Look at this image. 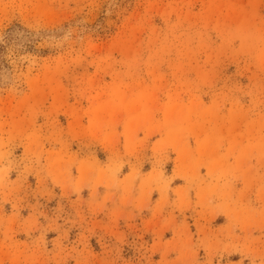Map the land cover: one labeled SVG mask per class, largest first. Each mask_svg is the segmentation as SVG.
Instances as JSON below:
<instances>
[{
    "label": "rangeland",
    "instance_id": "374dc122",
    "mask_svg": "<svg viewBox=\"0 0 264 264\" xmlns=\"http://www.w3.org/2000/svg\"><path fill=\"white\" fill-rule=\"evenodd\" d=\"M0 264H264V0H0Z\"/></svg>",
    "mask_w": 264,
    "mask_h": 264
}]
</instances>
